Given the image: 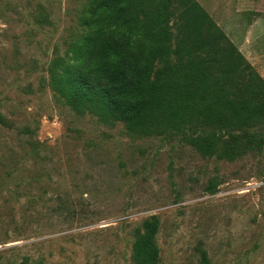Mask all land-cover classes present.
I'll list each match as a JSON object with an SVG mask.
<instances>
[{
	"label": "rangeland",
	"instance_id": "rangeland-1",
	"mask_svg": "<svg viewBox=\"0 0 264 264\" xmlns=\"http://www.w3.org/2000/svg\"><path fill=\"white\" fill-rule=\"evenodd\" d=\"M197 1L264 79V0ZM92 4L0 0V264H264V121L222 156L70 104Z\"/></svg>",
	"mask_w": 264,
	"mask_h": 264
},
{
	"label": "trees",
	"instance_id": "trees-1",
	"mask_svg": "<svg viewBox=\"0 0 264 264\" xmlns=\"http://www.w3.org/2000/svg\"><path fill=\"white\" fill-rule=\"evenodd\" d=\"M80 22L58 83L70 104L134 133L181 134L203 153L237 155L263 137L264 79L242 56L233 64L235 46L197 0H93Z\"/></svg>",
	"mask_w": 264,
	"mask_h": 264
}]
</instances>
